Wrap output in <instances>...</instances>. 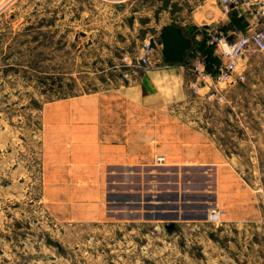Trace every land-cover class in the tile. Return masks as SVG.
I'll use <instances>...</instances> for the list:
<instances>
[{
	"label": "rangeland",
	"instance_id": "374dc122",
	"mask_svg": "<svg viewBox=\"0 0 264 264\" xmlns=\"http://www.w3.org/2000/svg\"><path fill=\"white\" fill-rule=\"evenodd\" d=\"M204 1L0 0V264H264V52L128 65Z\"/></svg>",
	"mask_w": 264,
	"mask_h": 264
},
{
	"label": "crops",
	"instance_id": "0c3cea01",
	"mask_svg": "<svg viewBox=\"0 0 264 264\" xmlns=\"http://www.w3.org/2000/svg\"><path fill=\"white\" fill-rule=\"evenodd\" d=\"M218 7L219 6L217 0L216 3H213V1L211 0H206L198 8L199 11L195 12V21L194 23H192V25H188L187 27V25L185 24H176L182 27L188 36L193 38L194 47L186 55L185 63L183 65H166L165 63H163V65L156 68L158 69L157 71L152 72L151 75L147 74V77L152 78L156 76L158 78V76H164L165 74L171 76L173 73L185 77L188 72V65L190 64L195 65V67L199 66V70L205 72L202 74L210 75L212 74V72H215L220 66H222L224 61L221 59V55L219 54L220 52H218L214 48L207 46L206 44H199L202 39L205 40L209 36V34H203L205 30L203 29L204 27H225L231 35L230 39L234 40L240 36H248L254 30L261 29V27L264 26V17L255 14L254 9H252L250 6L244 4L235 6L232 8L230 13H224L221 11L220 7ZM202 17H204V20H202ZM168 24H171V22L161 25V28ZM160 31L161 30H159L158 32L159 36ZM247 58L248 57H245L243 60H246ZM203 59H207V61L202 62ZM206 78L208 77L205 76V79ZM208 79L209 81H206L205 87H210L211 84H214V86H216L215 83L210 80V78Z\"/></svg>",
	"mask_w": 264,
	"mask_h": 264
},
{
	"label": "built area",
	"instance_id": "2783aa9c",
	"mask_svg": "<svg viewBox=\"0 0 264 264\" xmlns=\"http://www.w3.org/2000/svg\"><path fill=\"white\" fill-rule=\"evenodd\" d=\"M222 9L228 13L237 5H247L257 11V15L264 17V0H218ZM211 46H215L224 59V64L207 75L216 85L220 83L232 84L244 82L245 75L238 73V64L240 60L250 55L252 50L264 52V29H257L248 36H240L231 40L222 31L215 33L209 40ZM129 57H125L128 60ZM162 58L151 48L148 42H145L142 48V54L138 56L134 62L128 63L134 70L144 69L145 71L153 70L163 65ZM201 87L206 86L205 77L197 82ZM159 161L163 162L164 157H159Z\"/></svg>",
	"mask_w": 264,
	"mask_h": 264
},
{
	"label": "water",
	"instance_id": "95a60500",
	"mask_svg": "<svg viewBox=\"0 0 264 264\" xmlns=\"http://www.w3.org/2000/svg\"><path fill=\"white\" fill-rule=\"evenodd\" d=\"M85 36V33H81ZM161 58L166 65H183L186 55L194 47L193 38L176 24H168L160 31Z\"/></svg>",
	"mask_w": 264,
	"mask_h": 264
},
{
	"label": "bare ground",
	"instance_id": "6f19581e",
	"mask_svg": "<svg viewBox=\"0 0 264 264\" xmlns=\"http://www.w3.org/2000/svg\"><path fill=\"white\" fill-rule=\"evenodd\" d=\"M69 145V144H68ZM99 150V149H98ZM45 202V201H44Z\"/></svg>",
	"mask_w": 264,
	"mask_h": 264
}]
</instances>
